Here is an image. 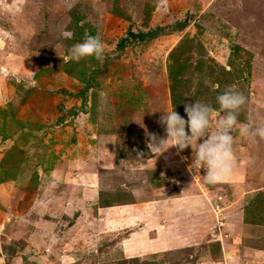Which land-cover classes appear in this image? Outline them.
I'll return each mask as SVG.
<instances>
[{
    "label": "rangeland",
    "instance_id": "obj_1",
    "mask_svg": "<svg viewBox=\"0 0 264 264\" xmlns=\"http://www.w3.org/2000/svg\"><path fill=\"white\" fill-rule=\"evenodd\" d=\"M86 33L104 58L64 62ZM229 85L246 98L229 176L208 184L190 165L199 141L151 151L163 111L186 118L185 103L210 104L215 131ZM249 122L264 125V0H0V176L14 147L27 156L0 182L4 264H264V140L241 136ZM179 204L186 224L202 218L194 238Z\"/></svg>",
    "mask_w": 264,
    "mask_h": 264
},
{
    "label": "clouds",
    "instance_id": "obj_2",
    "mask_svg": "<svg viewBox=\"0 0 264 264\" xmlns=\"http://www.w3.org/2000/svg\"><path fill=\"white\" fill-rule=\"evenodd\" d=\"M62 35L71 38L72 33L64 31ZM107 50L99 35L86 33L82 41L68 48L62 59L64 62L79 61L88 57L102 60ZM35 85L36 81L32 79L26 86L34 87ZM245 100V96L233 85L227 86L223 92L217 94L216 103L223 115L214 126L215 131L211 130L213 125L210 117L213 109L210 104L203 101L195 100L192 103H185L186 118L181 116L175 108L163 111L159 120L164 126L166 136L157 138L149 134L148 147L153 153L162 149L159 151L160 154L170 146H177L179 151L186 146L192 147L194 142L199 141L190 165L203 168L205 182L216 184L229 176L236 166L233 131L237 125V114L241 106L245 104ZM238 131L241 136L253 141L256 138L264 140V125L253 126L250 122L241 123ZM169 140L172 143H167Z\"/></svg>",
    "mask_w": 264,
    "mask_h": 264
},
{
    "label": "crops",
    "instance_id": "obj_3",
    "mask_svg": "<svg viewBox=\"0 0 264 264\" xmlns=\"http://www.w3.org/2000/svg\"><path fill=\"white\" fill-rule=\"evenodd\" d=\"M177 190V189H176ZM178 191H181L180 189H178L177 190V192ZM113 202V201H112ZM116 202H119V201H114L113 203H111V204H107V205H102V206H105L106 208H108V207H110V206H112V204H114V203H116ZM119 204L122 206L123 205V207H124V205H125V203H120L119 202ZM131 205L132 204H126L125 206L127 207V208H125V209H128V207H131ZM101 206V208H103ZM135 206H139V205H135ZM97 207H99V206H97ZM100 208V207H99ZM141 210H142V212H143V207L141 208V207H139ZM182 208V206H180V204H179V208H175L174 209V218L176 219V223L179 225V227L180 228H182L183 230H184V227H182V226H184V224H186V220H184L183 218H182V216L181 215H179V213H181L182 211L180 210ZM222 208V207H221ZM168 210L167 211H169V208H167ZM213 211H215V210H213ZM238 211V210H237ZM237 211H235V212H237ZM216 212V211H215ZM115 214V213H114ZM185 214V213H184ZM116 215H117V217H119V215H120V212H117L116 213ZM124 215L125 216H123V217H121V219L123 220H127L128 218H130L131 217V215L130 216H128L127 214H126V212H124ZM194 215V214H193ZM235 215V217H237V222L235 221V224L237 223L238 224V220H239V218H238V216H239V213L238 214H234ZM196 216V215H195ZM193 217V221L191 220V221H189L186 225L187 226H189L190 227V232H189V235H192V238H194V236L196 235L197 236V234H196V232L198 231V229H197V226H199V224L201 223L200 221H199V219H202L201 218V216H196V217ZM178 219H177V218ZM199 217V218H198ZM137 221H138V218H135ZM121 220V221H122ZM137 221L136 222H134V224H137ZM195 221H197V222H195ZM118 222V221H117ZM121 223V222H120ZM132 223V222H131ZM159 223V222H158ZM221 223V222H220ZM7 224V223H6ZM6 224H4L3 225V229L0 227V235H2L4 238H5V236H6V230H5V227H6ZM111 224H113V222H111ZM133 224V225H134ZM151 224H153L152 226H154V225H156V223H151ZM115 225H117V224H115ZM128 225V224H127ZM132 225V226H133ZM129 226V225H128ZM141 226V227H140ZM139 227H135V228H133V232H136V233H139V232H141V234H142V236L143 237H145L146 238V243H149L150 242V240H149V238H151V237H153L152 239H154L155 237H156V235H157V231L156 230H149V232L147 231V232H145V233H143L144 231H146V230H148L149 228L147 227V226H144V225H140ZM151 227V226H150ZM219 227V226H218ZM237 228H242V227H240L239 225H237L236 226ZM139 229H141V230H139ZM223 230L225 229V226H223V228H222ZM228 229V228H227ZM236 228H233V230L232 229H230V235H233L234 233V230H235ZM152 232V233H151ZM213 232V230L212 229H209L208 230V232L202 237V240L201 241H203V239H205V238H209V236H213L214 234V232ZM222 232V231H221ZM150 233V234H149ZM187 234V233H186ZM217 234V232L215 233V235ZM147 235V236H146ZM222 236V235H221ZM186 239V238H185ZM184 239V240H185ZM6 243V242H5ZM225 247V246H224ZM7 248H9L8 246H6L5 245V247H4V253H2V255H3V257H2V255H1V252H0V264H4V262H5V260H7V258H8V256H7V251L9 250V249H7ZM222 249H223V247H222ZM10 254H12L13 255V253L12 252H9ZM125 253V252H124ZM14 256V255H13ZM127 257V256H126Z\"/></svg>",
    "mask_w": 264,
    "mask_h": 264
},
{
    "label": "trees",
    "instance_id": "obj_4",
    "mask_svg": "<svg viewBox=\"0 0 264 264\" xmlns=\"http://www.w3.org/2000/svg\"><path fill=\"white\" fill-rule=\"evenodd\" d=\"M185 23H186V21L184 20V21L180 22L179 25L183 26ZM156 32H157L156 30L148 31V32H143V31L132 32V31H130L127 34V37L121 38V40L118 42V47H122L125 44V40H127V39L137 38L139 40H143V39H145V37L153 36ZM86 88H87V86H86ZM0 129H3V127H0ZM18 153L23 154V151L21 150V148L14 147L11 150V152L8 154V156H5V158H3L2 164H5V167L2 168L3 169V173H2L3 175L0 176V182H4V181H7L9 179H13L14 176L12 175V173H10L12 167H16L20 160H24V158L27 157L24 154L22 159L19 157L15 158V159H10V158L14 157V154H18Z\"/></svg>",
    "mask_w": 264,
    "mask_h": 264
}]
</instances>
